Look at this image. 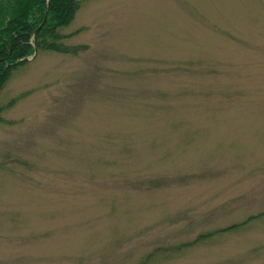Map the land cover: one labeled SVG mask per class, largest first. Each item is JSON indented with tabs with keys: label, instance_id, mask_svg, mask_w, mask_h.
<instances>
[{
	"label": "rangeland",
	"instance_id": "rangeland-1",
	"mask_svg": "<svg viewBox=\"0 0 264 264\" xmlns=\"http://www.w3.org/2000/svg\"><path fill=\"white\" fill-rule=\"evenodd\" d=\"M0 92V264H264V0H86Z\"/></svg>",
	"mask_w": 264,
	"mask_h": 264
},
{
	"label": "trees",
	"instance_id": "trees-1",
	"mask_svg": "<svg viewBox=\"0 0 264 264\" xmlns=\"http://www.w3.org/2000/svg\"><path fill=\"white\" fill-rule=\"evenodd\" d=\"M85 1L0 0V92L34 52L75 54L83 49V45L66 44L72 33L62 30Z\"/></svg>",
	"mask_w": 264,
	"mask_h": 264
},
{
	"label": "water",
	"instance_id": "water-1",
	"mask_svg": "<svg viewBox=\"0 0 264 264\" xmlns=\"http://www.w3.org/2000/svg\"><path fill=\"white\" fill-rule=\"evenodd\" d=\"M36 52H34V55H35Z\"/></svg>",
	"mask_w": 264,
	"mask_h": 264
}]
</instances>
